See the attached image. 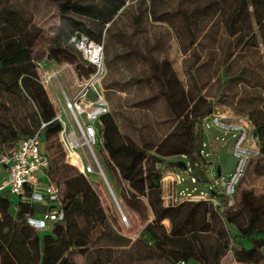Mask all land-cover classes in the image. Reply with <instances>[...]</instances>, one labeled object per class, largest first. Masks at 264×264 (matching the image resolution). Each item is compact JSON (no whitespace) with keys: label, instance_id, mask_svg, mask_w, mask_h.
Here are the masks:
<instances>
[{"label":"trees","instance_id":"obj_1","mask_svg":"<svg viewBox=\"0 0 264 264\" xmlns=\"http://www.w3.org/2000/svg\"><path fill=\"white\" fill-rule=\"evenodd\" d=\"M14 1L0 0L5 22H16L14 12L6 10ZM53 1L57 25L51 44L41 55H36L29 37L0 47V108L3 106L13 119L12 110L25 114L21 121L0 115V149L10 150L24 139L39 137L49 160L47 174L61 187L64 219L50 230H36L28 224L27 216H39L47 205H20L16 209L17 201L5 192L0 196V254L7 250L15 264H79L78 258L84 264H126L125 257L128 264H221L231 253L241 264H264V192L243 185L247 174L264 177V98L245 111L240 104L250 99L240 90L231 109L233 115L249 119L259 154L249 161L230 205L222 190L213 186V178L205 174L209 162L202 154L204 139L199 129L219 104L186 92L170 61H159L153 55L160 36L141 51L118 27L124 14L132 16V35L143 31L146 19L170 23L184 51L196 57L198 46L209 38L222 51L223 96L231 90V82L249 87L252 81L246 75L250 73L264 88V74L257 69H264V0H188L195 5L190 12L182 8L187 0H181L175 14H182L181 24L167 12L157 15L158 5L165 0H138L135 13L128 7L130 0ZM83 36L102 44L103 50L107 36L115 38V56L106 60L108 64L135 57L147 61L152 72L144 79L159 81L160 93L166 99L167 128L163 131L155 124L132 125L124 131L110 111L97 124L96 151L104 175L121 209L134 213L142 225L135 240L121 233L116 214L104 208L95 190L96 176H85L66 162L57 109L40 80V65L63 62L73 64L86 79L95 73L96 68L83 59L72 41ZM251 53L257 54L253 60L247 59ZM239 58L246 60L232 70V63H238ZM189 67L191 71L194 68L193 64ZM157 96L144 102L152 104ZM175 157L186 159L187 173L210 188L209 198L165 204L162 178L166 172L182 170L179 162L172 160ZM245 240L250 248L244 247Z\"/></svg>","mask_w":264,"mask_h":264},{"label":"rangeland","instance_id":"obj_2","mask_svg":"<svg viewBox=\"0 0 264 264\" xmlns=\"http://www.w3.org/2000/svg\"><path fill=\"white\" fill-rule=\"evenodd\" d=\"M137 1H129L128 7L131 13L136 12L138 8ZM165 1V3L158 5L157 15L167 12L168 17L181 24L182 14L175 15L181 0ZM194 7L195 5L188 0L182 6L188 12L192 11ZM1 10H3V7H0V47L7 45L13 40L29 37L34 44V52L39 56L51 44L54 28L57 25V8L53 0H17L12 2L6 6V10L14 12L16 21L14 23L5 22L1 18ZM121 17L118 21V27L122 28L132 38L133 43L141 51H144L147 44H154L157 41V36H160L159 46L153 50V55L159 61L168 59L186 92H192L195 96H203L207 101L216 102L219 104V113H224L227 117L232 116L231 109L233 110L236 106L234 103L237 102L240 90H243L244 94L246 93L250 99L249 103L240 104L243 110L247 111L252 106H257L262 102L264 88L253 73L246 75L252 81L249 87L244 88L238 81L231 82V90H228L227 94L220 96L222 51L219 45L209 40V38H204L202 41L203 46H198V57H196L184 51L181 41L170 23L157 24L154 19H146L143 22V31L132 35V16L124 14ZM115 44V38L107 36L103 50L104 74L101 79V86L109 104V111L115 113L117 121L124 131H127L129 126L131 128L132 125H136V127L148 125L149 127L151 124H155L158 130H165L167 128L165 120L168 117V109L165 96L160 93L162 90L161 83L153 78L149 81L144 79L145 77L148 78L152 71L147 61L143 59L135 57L108 64L106 60L115 56ZM256 56V53H251L247 59L253 60ZM244 60L246 59L239 58L238 63H232V70L236 69L239 66L238 64H243ZM190 64L194 66L192 71L189 67ZM257 69L264 74L263 67L258 66ZM38 72L40 80L48 90L49 98L57 110L60 107L59 101L64 104L65 98H73L77 93L78 83L86 80L85 75L81 77L83 72H78L75 66L68 62L40 65ZM54 72L57 77L47 82L46 78L48 75ZM155 94H158V96L152 102L153 105L150 101L144 102V100ZM5 113L6 109L2 106L0 115L7 118L12 117ZM17 113L13 110L11 112V114L16 116L17 120L21 121L25 114ZM15 118L11 119L15 121ZM199 129H202L204 139L203 152L209 162L208 166L205 167V174L208 176L216 175L220 166L222 174L227 176L234 170L236 165V159L232 154L233 134L221 130L210 121L203 122ZM173 161L179 162L182 160L180 157H175ZM66 162L69 164L68 158ZM173 171H176L175 175L178 177L179 182L177 184L174 182V185L170 182L168 184V175H164V192L168 193V195L171 196L173 191L176 199L180 200L185 195L209 194L210 188L199 182L192 181L186 172L187 170L184 172L180 169ZM94 176H96L98 181L95 185V190L100 196L104 208L116 214L121 233L135 240L142 227L138 217L127 209H121L106 176L99 173L94 174ZM243 185L244 187L255 189L256 192H264V177L247 174ZM12 199L15 202L17 201L16 196H12ZM122 213L127 218L126 222L123 221ZM164 224L169 226L168 221H165ZM248 243L250 244V242ZM77 261L79 264H84L83 259L78 258ZM127 262L128 259L125 257V263L128 264ZM0 264H15L5 249L0 254Z\"/></svg>","mask_w":264,"mask_h":264},{"label":"built area","instance_id":"obj_3","mask_svg":"<svg viewBox=\"0 0 264 264\" xmlns=\"http://www.w3.org/2000/svg\"><path fill=\"white\" fill-rule=\"evenodd\" d=\"M72 41L76 42L83 59L93 65L96 71L89 79L78 83L77 93L73 98H65L64 104L59 101L57 119L62 125L60 140L67 151L69 163L83 175L99 173L105 176L96 151L99 138L97 124L100 123L101 116L109 112V104L101 86L104 74L103 45L85 36L79 39L73 37ZM55 77H57L55 72L49 74L47 82ZM90 93H93L95 98H92ZM229 117L217 110L210 116L209 121L221 130L233 134L232 154L236 159L234 170L227 176L223 174H219L218 177L211 176L213 186L220 188L232 205L237 186L251 158L259 154V147L257 139L252 135L249 119L233 114ZM202 154L206 155L203 151ZM48 168L49 160L37 135L20 141L13 149L7 151L0 149V196L5 192L16 196V209L20 205L32 207L35 204H46V210L39 216L31 214L27 216L28 224L39 231L50 230L55 222L64 219L61 187L51 182L47 174ZM182 198L178 200L174 194L169 197V203L185 199L194 200L191 195ZM213 203L215 206L218 204L217 201ZM122 218L123 221H127L123 213ZM177 264L194 263L180 261ZM230 264L241 263L232 259Z\"/></svg>","mask_w":264,"mask_h":264},{"label":"crops","instance_id":"obj_4","mask_svg":"<svg viewBox=\"0 0 264 264\" xmlns=\"http://www.w3.org/2000/svg\"><path fill=\"white\" fill-rule=\"evenodd\" d=\"M18 145V144H17ZM7 151V150H6ZM185 159L184 157H181L180 159L182 160V161H179V162H183L184 160L183 159ZM173 160V159H172ZM185 163V162H184ZM187 166V165H186ZM187 170V169H186ZM186 170H183V172L184 171H186ZM218 170H221V168H220V166L218 167ZM175 172L176 171H169V172H166L165 174H167L168 176H167V179H168V184H169V182L170 183H172V185H174V182L177 184V182H179V179H178V177L175 175ZM187 172V171H186ZM222 173V172H221ZM164 174V175H165ZM164 176H163V178H162V191H163V199H164V202H165V204H168L169 203V197H170V195H168V193H165L164 192ZM174 195V192L172 191V194H171V196H173ZM185 196H187V195H185ZM191 196H193L194 197V200L195 199H199V198H201V197H203V198H209V196H210V192H209V194H207V195H205V194H201V195H191ZM183 199V198H182ZM46 231V230H45ZM243 245H244V247H246V248H250V244L245 240V241H243ZM232 259H233V257H232V254L231 253H229V254H227V256L222 260V262H221V264H230L231 263V261H232Z\"/></svg>","mask_w":264,"mask_h":264},{"label":"water","instance_id":"obj_5","mask_svg":"<svg viewBox=\"0 0 264 264\" xmlns=\"http://www.w3.org/2000/svg\"><path fill=\"white\" fill-rule=\"evenodd\" d=\"M90 96H91L92 98H95V95H94L93 93H90ZM179 165L181 166L182 170H186V169H187V166H186V164H185L184 162H179ZM218 173L220 174V170L218 171ZM108 186H109V184H108ZM109 189H110V191H111V193H112V195H113V197H114L113 191L111 190L110 186H109ZM114 199H115V201L117 202V200H116L115 197H114ZM117 204H118V203H117Z\"/></svg>","mask_w":264,"mask_h":264}]
</instances>
